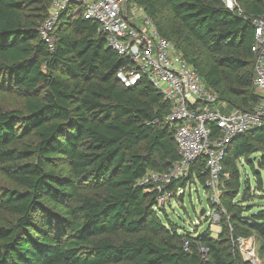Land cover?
I'll list each match as a JSON object with an SVG mask.
<instances>
[{
	"label": "trees",
	"instance_id": "obj_1",
	"mask_svg": "<svg viewBox=\"0 0 264 264\" xmlns=\"http://www.w3.org/2000/svg\"><path fill=\"white\" fill-rule=\"evenodd\" d=\"M128 1L145 10L229 109L251 111L261 101L252 46L264 0H237L242 12L223 0ZM51 3L0 0V89L24 101L0 108V169L12 183H0V264H252L238 238L255 235L264 264V203L253 202L264 201V121L229 144L221 174L228 211L219 235L211 225L182 231L165 208H154L151 183L139 184L180 160L176 124L167 119L171 102L146 79L124 86L116 73L128 61L97 21L73 14L74 6L62 12L51 50L40 33ZM167 12L178 21L168 30ZM239 160L250 167L254 188L249 179L240 182ZM207 176L201 157L170 188L207 189Z\"/></svg>",
	"mask_w": 264,
	"mask_h": 264
},
{
	"label": "built area",
	"instance_id": "obj_2",
	"mask_svg": "<svg viewBox=\"0 0 264 264\" xmlns=\"http://www.w3.org/2000/svg\"><path fill=\"white\" fill-rule=\"evenodd\" d=\"M231 10L242 12L237 0H223ZM79 4L84 18L100 24L108 45L128 62L116 76L126 87H135L142 80L150 81L171 102L167 119L176 124L174 140L180 160L167 172L149 171L140 185L150 184L147 192L157 191L156 210L166 209L172 199L184 196L186 188H170L176 181L188 177L191 164L203 157L208 176L206 187L211 192L214 207L207 217L219 224L222 217L221 174L229 144L238 135L259 127L264 121V15L254 18L256 55L254 86L262 99L251 111L228 110V103L209 88L184 52L163 36L145 10L128 0H52L49 15L40 28L41 36L54 49L52 33L62 12ZM133 4V5H132ZM74 12V9H73ZM75 13V12H74ZM242 250L252 264H262L254 247H247L248 238H238ZM247 242V244H245ZM247 248V249H246Z\"/></svg>",
	"mask_w": 264,
	"mask_h": 264
},
{
	"label": "rangeland",
	"instance_id": "obj_3",
	"mask_svg": "<svg viewBox=\"0 0 264 264\" xmlns=\"http://www.w3.org/2000/svg\"><path fill=\"white\" fill-rule=\"evenodd\" d=\"M133 5V4H132ZM81 6L79 4H76L74 8L73 14H77L78 9ZM163 25L166 30L171 28L172 26H178V21L176 18L169 12L165 13V18L163 20ZM196 53L200 55H204L203 50L200 46L197 44L194 46ZM23 99L22 97L14 92L7 89H0V108L1 109H11V108H21L23 106ZM228 110H230L228 108ZM239 167V174H240V182L245 184L246 180H251L252 188L255 187V179L253 176V173L250 169V167L247 165V162L245 160H239L237 162ZM226 178H231L232 175L229 171L225 173ZM0 183L3 185H12L10 181L6 178L5 174L0 169ZM229 183H226V187L228 188ZM222 190V187H221ZM223 192V191H222ZM222 194V193H221ZM182 201L177 200L176 198H172L167 204H166V214L168 215L169 219L178 224L182 231H190L195 232L198 231L203 232L209 225H211V229L213 232V236L217 237L219 233L221 232V226L220 224H214L209 218H206L204 214H202L203 210L210 211L211 210V204L214 203L211 198V192L206 190L203 185L200 183L193 184L192 187L186 188L184 196H182ZM220 201H222L220 199ZM253 202H258L260 204H263L264 201L258 198H255ZM222 206V202H221ZM224 207V208H223ZM223 211H228L226 209V205L224 203L223 205ZM160 217L164 220V222L167 224L168 221L166 220L165 215L163 212L159 211ZM3 215L0 214V221L2 220ZM247 244V242H245ZM254 247V249L258 253V249L260 246V240L255 235L251 238H248V245L247 247ZM241 249V245H240ZM247 249V248H246ZM241 252L243 254V257H246V250H242ZM262 260L261 256H259ZM247 260V258H245Z\"/></svg>",
	"mask_w": 264,
	"mask_h": 264
},
{
	"label": "water",
	"instance_id": "obj_4",
	"mask_svg": "<svg viewBox=\"0 0 264 264\" xmlns=\"http://www.w3.org/2000/svg\"><path fill=\"white\" fill-rule=\"evenodd\" d=\"M259 164H260V161H259ZM180 198H182V196H180ZM202 214H205V210L202 211Z\"/></svg>",
	"mask_w": 264,
	"mask_h": 264
}]
</instances>
